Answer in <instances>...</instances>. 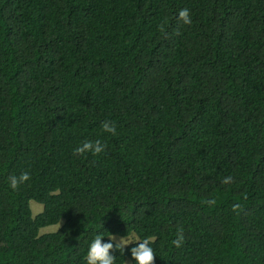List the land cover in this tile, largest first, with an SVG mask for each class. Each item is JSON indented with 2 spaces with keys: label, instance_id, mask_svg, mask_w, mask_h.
I'll return each mask as SVG.
<instances>
[{
  "label": "trees",
  "instance_id": "16d2710c",
  "mask_svg": "<svg viewBox=\"0 0 264 264\" xmlns=\"http://www.w3.org/2000/svg\"><path fill=\"white\" fill-rule=\"evenodd\" d=\"M0 264H264V0H0Z\"/></svg>",
  "mask_w": 264,
  "mask_h": 264
},
{
  "label": "rangeland",
  "instance_id": "374dc122",
  "mask_svg": "<svg viewBox=\"0 0 264 264\" xmlns=\"http://www.w3.org/2000/svg\"><path fill=\"white\" fill-rule=\"evenodd\" d=\"M30 207L32 209L33 215L38 214L43 208L42 204L37 203V202H35L33 200L30 201ZM61 224H62V221L59 224L49 225V226L43 227V228L40 229V233H46V232L55 231V230H57L59 228V226ZM111 238L115 242L121 244L122 246H126V245L138 240V238L135 235H130V236H127V237H121V236L113 235Z\"/></svg>",
  "mask_w": 264,
  "mask_h": 264
}]
</instances>
